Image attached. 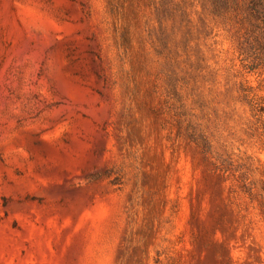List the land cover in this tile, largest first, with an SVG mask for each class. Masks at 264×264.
Wrapping results in <instances>:
<instances>
[{"label": "rangeland", "instance_id": "obj_1", "mask_svg": "<svg viewBox=\"0 0 264 264\" xmlns=\"http://www.w3.org/2000/svg\"><path fill=\"white\" fill-rule=\"evenodd\" d=\"M249 1L0 0V264H264Z\"/></svg>", "mask_w": 264, "mask_h": 264}, {"label": "trees", "instance_id": "obj_2", "mask_svg": "<svg viewBox=\"0 0 264 264\" xmlns=\"http://www.w3.org/2000/svg\"><path fill=\"white\" fill-rule=\"evenodd\" d=\"M220 1H222L221 4L224 7V9L227 10L228 9V4H229V0H220ZM261 3H262V0H250L249 1L248 9H249L251 15H254V16L256 15V18H259V17L263 18L262 12H258V8L260 7ZM213 6H214V10H213L212 13L214 15L221 16L222 15L221 12L219 10H215L218 7V2L213 3ZM205 148H206V146H205Z\"/></svg>", "mask_w": 264, "mask_h": 264}]
</instances>
